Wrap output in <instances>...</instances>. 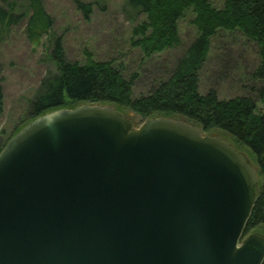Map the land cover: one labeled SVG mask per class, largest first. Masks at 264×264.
Instances as JSON below:
<instances>
[{
    "label": "water",
    "instance_id": "water-1",
    "mask_svg": "<svg viewBox=\"0 0 264 264\" xmlns=\"http://www.w3.org/2000/svg\"><path fill=\"white\" fill-rule=\"evenodd\" d=\"M258 168L184 118L41 114L0 153V264H264Z\"/></svg>",
    "mask_w": 264,
    "mask_h": 264
},
{
    "label": "trees",
    "instance_id": "trees-1",
    "mask_svg": "<svg viewBox=\"0 0 264 264\" xmlns=\"http://www.w3.org/2000/svg\"><path fill=\"white\" fill-rule=\"evenodd\" d=\"M224 2V6L218 8L210 0H126L127 10L144 16L135 26L133 40L148 56L179 45L178 22L189 10L194 13L193 23L199 30L186 52L168 71V76L157 80L147 93L139 96H133L136 74L128 77L110 61L90 58L85 63L69 61L62 37L57 38L51 56L58 70L41 79L39 89L30 101L27 120L55 109L75 106L78 102H112L118 108L127 106L144 119L172 116L195 123L204 132L218 129L226 132L233 137L239 150L245 147L255 156L258 168L256 203L246 223L243 235L246 236L257 227L264 230V110H258L252 96L223 99L215 88L202 94L199 83L212 37L220 29L240 30L257 42L261 62L252 75L264 79V0ZM26 6L27 9L21 10L18 0H8L7 4L0 2V40L26 15L27 32L32 41L52 27L53 20L44 9L43 0H26ZM77 6L84 9L88 17L92 10L90 2L77 0ZM4 111L5 93L0 77V121ZM24 125H27L26 121L21 120L5 140L0 137V153Z\"/></svg>",
    "mask_w": 264,
    "mask_h": 264
},
{
    "label": "rangeland",
    "instance_id": "rangeland-1",
    "mask_svg": "<svg viewBox=\"0 0 264 264\" xmlns=\"http://www.w3.org/2000/svg\"><path fill=\"white\" fill-rule=\"evenodd\" d=\"M7 1L0 0L4 4ZM80 1L90 2L92 10L88 17L85 16L84 9L77 6V0H43L44 9L53 20L52 27L47 32L32 41L27 32L26 15L0 40V77L5 93V111L0 121V137L3 140L13 132L19 121H26V124L32 121L27 120L30 116V101L37 93L41 79L58 70L51 56L57 38L62 37L64 52L69 61L85 63L89 58L93 61H110L112 65L122 69L126 76L133 77L136 74L133 96H139L147 93L157 80L168 76V71L199 34L193 23L195 15L189 10L178 22L181 38L179 45L148 56L133 40L135 26L142 22L144 16L127 10L126 0ZM210 1L218 8L225 4V0ZM18 2L21 10L27 9L26 0ZM209 50L200 73V92L204 94L210 88H215L223 99L240 95L252 96L258 110L263 111L264 79L260 80L252 75L261 62L257 42L240 30L232 32L220 29L212 37ZM87 102H78L75 106ZM103 104L114 105L112 102ZM116 108L129 116L134 126H140L147 120L127 106ZM2 132L6 133L2 136ZM206 133L219 135L235 144L231 135L219 129ZM243 149L246 152L240 151L247 154L252 164L256 165L255 156L245 147ZM259 230L264 232L261 227L253 232H260Z\"/></svg>",
    "mask_w": 264,
    "mask_h": 264
}]
</instances>
